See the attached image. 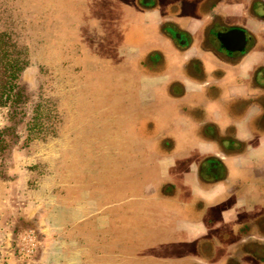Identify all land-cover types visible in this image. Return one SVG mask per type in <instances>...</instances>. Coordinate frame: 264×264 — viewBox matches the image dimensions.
Listing matches in <instances>:
<instances>
[{"label": "rangeland", "instance_id": "rangeland-1", "mask_svg": "<svg viewBox=\"0 0 264 264\" xmlns=\"http://www.w3.org/2000/svg\"><path fill=\"white\" fill-rule=\"evenodd\" d=\"M132 6L7 0L21 14L33 52L23 73L27 115L0 108V264H184L186 253L168 240L178 216L149 200L150 185H135L155 169L153 153L141 152L146 134L156 125L172 137L178 131L134 105L132 71L122 56L125 43L135 41ZM80 196L91 208L86 217H95L74 228L84 215L68 210L83 203ZM58 201L68 208L58 228L64 239L43 250L41 237L52 224L41 231L36 215Z\"/></svg>", "mask_w": 264, "mask_h": 264}, {"label": "flooded vegetation", "instance_id": "flooded-vegetation-1", "mask_svg": "<svg viewBox=\"0 0 264 264\" xmlns=\"http://www.w3.org/2000/svg\"><path fill=\"white\" fill-rule=\"evenodd\" d=\"M233 1L132 0L135 41L125 43L126 52L122 56L129 61L132 71L134 105L149 111L154 121L164 118L178 131L172 137L165 128L157 131L156 125L152 132L146 134L141 152L145 156L150 151L153 153V156L150 154V161L155 167L151 169L154 177L150 175L149 179L135 185H150L149 200L166 204L176 214L174 216H178L173 221L168 240L187 254L184 264H248L247 248L252 241L248 231L234 234L226 228L228 221L223 218L218 222L209 213L217 203L226 207L230 203H238L242 196L248 202L250 187L264 201V159L260 162L263 164L260 176L257 173L249 176L245 172L241 176L238 172L234 180V161L225 149L221 151L216 146V125L220 122H226L228 126L236 125L235 117L227 109L221 107V117L211 111L217 88L224 81L217 76L216 65L223 62L231 72L233 58L248 59L257 53L264 54V0H243L249 6L244 15L231 13ZM224 78L228 83L231 80L228 74ZM238 80L251 86V93L243 98L249 100V107L260 108L261 111L253 116L259 118L262 124L264 61L255 65L251 78L245 80L238 77ZM228 87L225 85L223 88L228 90ZM157 109L159 112L156 113ZM152 110L155 112L151 113ZM164 112L169 115H164ZM188 125L193 128L188 130ZM243 129L248 130V126L244 125ZM262 129L252 131L251 136L260 138ZM164 130L166 133H159ZM189 137L209 140L217 152L202 154L199 150L189 156L184 150L185 143L178 144L179 141L190 140ZM198 145L200 148V143ZM138 153L134 150L135 156ZM190 163L193 164L189 166ZM237 170L244 169L239 167ZM220 185L223 191L210 201L196 191V187L209 191L220 188ZM79 198L82 199V196ZM82 201V209H79L81 205L77 200L69 210L61 201L49 211L38 210L36 226L44 231L43 225H47L48 221L50 226L52 224L46 235L41 237L43 250L46 245V249H58V243L64 239L58 228L67 210L72 216L75 211H82L84 215L77 221L73 220L70 226L74 228L79 223L93 220L95 214L85 215L91 210L88 200ZM202 202L206 205L202 206ZM205 209L208 214L199 219L198 213ZM194 227L198 228L196 232ZM252 238L259 240L255 245L264 248V235L259 233ZM253 258L258 260L253 261L255 264H264V259Z\"/></svg>", "mask_w": 264, "mask_h": 264}, {"label": "crops", "instance_id": "crops-1", "mask_svg": "<svg viewBox=\"0 0 264 264\" xmlns=\"http://www.w3.org/2000/svg\"><path fill=\"white\" fill-rule=\"evenodd\" d=\"M230 11L235 15H244L249 11V6H247L243 0H234ZM262 55L264 54L257 53L248 59L233 58L231 72L228 71V68L223 62H219L220 65H216L215 68L217 76L219 78L222 77L224 81H221L220 87L217 88L216 99L214 100L215 104L211 106V111H215L218 117H221L222 107L230 111L232 116L236 119V125L228 126L226 122H220L216 125V146L221 151L223 149L226 150L225 152L229 155L230 159L234 161L237 169L239 167L244 170L246 169V171H239L235 168V172L232 174L234 180L238 172H240L239 174L241 176L244 172L249 176H254L256 173L258 176L261 174L259 170L263 165L260 162L264 159V122L261 124L259 118L253 116L255 113L261 111L260 108L254 107V105L253 107H251L252 105L249 107V100L246 101V99L243 98L244 95L251 93V86L248 85V82H239L238 77L245 80L251 78L255 65H260L261 62L264 61ZM227 74L231 77L229 83L224 78ZM225 85H229L228 90L223 88ZM221 103L225 105L222 106ZM244 125L248 126V130L243 129ZM186 128L189 130L193 128V126L188 125ZM256 129H262V136L260 138L251 136V132ZM159 133L164 134L166 130L160 131ZM181 142L182 144L185 143L184 150L189 156H193L194 153L199 150L202 154L212 153L213 151L217 152L215 147H213L214 144H210L209 140H204L199 137H193L190 138V140ZM199 143L200 148L198 145ZM170 144H172V141H170ZM192 164L193 163H190L189 166ZM221 187L222 185H220V188H216V190L209 191L202 187H196V191L200 193L204 199L210 201L223 191ZM248 192H250L248 202L247 198L242 196L238 203H230L229 206L226 207L221 203H217L216 207L210 210L209 215L215 216L218 222L223 218L228 221L229 224L226 228L234 234L239 233V231H248L247 233L251 235L252 241L247 248V252L249 253L247 263L255 264L253 261L258 262V260L253 258V256H256L258 259H264V248H261V246L257 244L255 245L259 240H253L252 238L259 233L264 235V201L257 197L258 192L254 190L253 187H250ZM204 205H206L205 202H202V206ZM198 214H200L199 219H204L208 212L205 209L201 210ZM219 228L224 227L220 226ZM193 230L196 232L198 228L194 227Z\"/></svg>", "mask_w": 264, "mask_h": 264}, {"label": "trees", "instance_id": "trees-1", "mask_svg": "<svg viewBox=\"0 0 264 264\" xmlns=\"http://www.w3.org/2000/svg\"><path fill=\"white\" fill-rule=\"evenodd\" d=\"M21 24L18 10L14 12L7 7V0H0V108L21 109L24 115L28 99L23 73L33 51L31 42L24 41Z\"/></svg>", "mask_w": 264, "mask_h": 264}]
</instances>
